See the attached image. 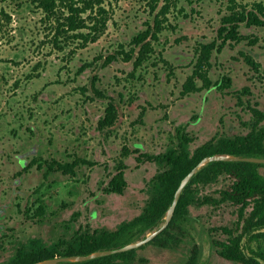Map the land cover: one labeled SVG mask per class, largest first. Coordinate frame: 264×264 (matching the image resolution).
I'll list each match as a JSON object with an SVG mask.
<instances>
[{"label":"rangeland","instance_id":"1","mask_svg":"<svg viewBox=\"0 0 264 264\" xmlns=\"http://www.w3.org/2000/svg\"><path fill=\"white\" fill-rule=\"evenodd\" d=\"M105 3L111 18L98 40L85 46L69 41L58 48L49 41L43 12L32 0H0V264H7L20 247H64L75 244L80 233L116 229L138 215L154 192V175L166 164L145 156L136 160V148L161 154L177 147L183 133L192 151L213 135L245 133L252 119L248 104L264 111V27L242 26L248 38L212 55L211 82L225 75L229 86L180 93L191 73L195 46L215 37L230 0H159L154 11L147 0ZM164 4L169 8L165 17L160 15L165 27L142 66L132 71V61L121 58L102 65V56L122 45L128 49ZM83 63L91 65L80 72ZM93 75L119 113L105 130L98 120L107 100L92 91ZM126 147L128 156L121 154ZM75 159L84 161L73 166L74 174L58 168ZM121 160L125 188L122 193L106 191ZM227 182L221 176L200 186L197 194L217 196ZM37 205L43 215L33 213ZM236 217L228 202L191 205L178 243H145L132 248L131 256L145 257L148 264H185L198 243L199 264H240L220 256L212 243L225 239L219 227L233 225ZM128 240L122 236L117 244ZM246 247L256 249L257 242Z\"/></svg>","mask_w":264,"mask_h":264},{"label":"trees","instance_id":"2","mask_svg":"<svg viewBox=\"0 0 264 264\" xmlns=\"http://www.w3.org/2000/svg\"><path fill=\"white\" fill-rule=\"evenodd\" d=\"M42 10L43 21L47 23L49 41L54 47L62 48L61 43L79 41L82 46L89 42H95L104 33L108 21L111 18L106 7L107 0H32ZM190 2L195 0H189ZM199 1V0H197ZM149 8L155 10L159 0H147ZM167 7V9H166ZM168 5L164 4L158 13L154 14L151 22H146V28L139 31L132 37L128 49L120 46V50L104 56L102 65L112 63L121 58L124 61H132V71H136L150 57L153 52V42L160 39V32L165 27L163 18L168 11ZM264 27V2L252 0L251 2H238L230 0L227 11L220 18L215 28V37L208 42L198 43L194 48V60L192 61L191 73L182 83L181 94L198 91L199 89L210 88L217 85L222 89L230 85L229 77L222 75L215 84L211 82L208 75V68L211 66V58L214 53H220L227 44L237 43L248 35L242 32L241 28ZM257 41V38L250 40ZM241 55L251 64L255 62L249 54ZM90 63H83L79 66L80 72L90 66ZM96 75L90 82V87L95 95L106 99V94L97 87ZM201 81V85L197 84ZM105 109L106 116L98 121V127L103 128L110 125L116 117L115 104L109 97ZM252 119L249 122L245 133L230 135H213L192 151L186 144L189 142L187 136L182 133L177 147L169 149L159 155L158 159L166 166L154 175L157 182L154 192L148 197L142 211L131 220L123 222L116 229H101L91 232L80 233L75 244L54 243L50 246L37 245L31 248L20 247L9 259L7 264H30L42 259L55 256H66L72 254H87L94 250L120 247L130 241L145 237V234L154 226H160L166 209L171 204L176 188L181 179L195 166L201 158L217 152H230L243 156L264 157V111L256 105L248 104ZM144 109L140 114L143 115ZM126 156L129 151L124 148ZM150 159L151 155L145 153L138 156ZM79 161L75 159L72 163L64 162L58 164L63 172L74 174L73 166ZM29 164L25 165L28 167ZM50 170L52 166L50 165ZM264 163L245 160H213L202 166L190 178L184 186L172 218L167 226L147 243H153L164 247L170 241L178 243L180 236L185 233L183 224L189 219V207L191 205H220L224 202L235 206L236 220L233 225H223L219 229L226 235L224 240L213 239L212 243L217 253L225 259L236 261L240 264H264ZM124 163L121 160L115 167L108 180L106 191L122 193L126 178L124 175ZM21 169L19 175H21ZM223 176L228 182L217 190V196L205 194L200 197L197 193L200 186H206L216 182ZM35 203V202H33ZM28 212L31 208H28ZM36 215H43L41 206L37 205L33 211ZM34 214V215H35ZM122 236H127L128 241L118 245L117 242ZM252 241L257 242L256 249L246 245ZM133 249L119 251L72 264H148L145 257L135 258L131 256ZM200 246L193 243L185 264L200 263Z\"/></svg>","mask_w":264,"mask_h":264},{"label":"water","instance_id":"3","mask_svg":"<svg viewBox=\"0 0 264 264\" xmlns=\"http://www.w3.org/2000/svg\"><path fill=\"white\" fill-rule=\"evenodd\" d=\"M213 160H229V161L245 160V161L264 163V157L262 156H243V155H238V154H234L230 152H217L214 154L206 155L203 158H201L199 162L195 166H193L191 170L181 179L178 187L175 190L172 202L165 211V214L163 216V222L161 223L160 226H157V225L154 226L145 237L137 239V240H133L131 242L126 243L123 246L116 247V248L94 250L87 254H72V255H66V256H55L51 258L42 259V260L30 263V264H57L59 262L83 261V260L119 252V251L129 250L134 247H138L142 244L147 243L148 241L153 239L159 232H161L169 223L170 219L173 216L174 209L180 197V194L184 186L189 182L190 178L202 166H204L205 164Z\"/></svg>","mask_w":264,"mask_h":264},{"label":"flooded vegetation","instance_id":"4","mask_svg":"<svg viewBox=\"0 0 264 264\" xmlns=\"http://www.w3.org/2000/svg\"><path fill=\"white\" fill-rule=\"evenodd\" d=\"M107 97H109L108 95H106V102L108 103V98ZM110 98V97H109ZM112 101V100H111ZM113 102V101H112ZM107 103H106V106H107ZM105 109H106V107H105ZM116 110H117V114H116V117L114 118V121L110 124V125H105L103 128H101V129H103V130H105V129H107V128H109V127H113V125L116 123V121H118V119H119V113H118V109H117V107H116ZM106 116V113L104 112V114L100 117V118H102V117H105ZM99 118V119H100ZM99 121V120H98ZM137 149V151L139 152V154L138 155H140L141 153L142 154H145V153H147V152H145V151H141V149H140V147L139 148H136ZM140 150V151H139ZM121 154H123V153H121ZM147 154H149V155H151V157H150V159L148 160L149 162L152 160V161H154V162H158V163H160V162H162L160 159H158L157 157H156V155H159V154H150V153H147ZM129 154H127L126 156H128ZM138 155L136 156V160H138L137 158H138ZM125 156V155H124ZM118 163H119V161L117 162V164H115L116 166L118 165ZM115 166V167H116ZM112 174V173H111ZM111 174L109 175V178H108V180L110 179V177H111ZM155 180V179H154ZM153 180V181H154ZM154 183L156 184L157 182L156 181H154ZM117 193V192H116Z\"/></svg>","mask_w":264,"mask_h":264}]
</instances>
